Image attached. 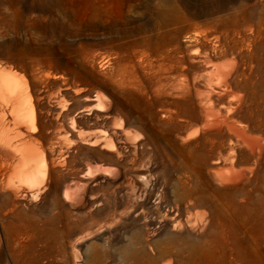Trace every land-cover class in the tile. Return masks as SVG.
I'll return each instance as SVG.
<instances>
[{
  "label": "bare ground",
  "instance_id": "1",
  "mask_svg": "<svg viewBox=\"0 0 264 264\" xmlns=\"http://www.w3.org/2000/svg\"><path fill=\"white\" fill-rule=\"evenodd\" d=\"M159 18V26L116 27L134 37L124 49L118 45L129 57L118 66V84L133 85L134 60L145 61L152 89L141 95L150 102L161 93L171 99L152 102L159 117L143 103L154 125H143L140 116L134 129L128 114L98 92L83 96V107L67 109L63 99L38 90L33 96L24 76L0 73V193L10 195L3 198L9 208L1 206L0 213L14 215L5 226L8 234L33 232L57 240L58 223L79 215L83 240L101 241L92 246L96 259L109 258L119 236V264H246L245 251L254 252L244 240L247 226L254 225L264 241V26H258V47L239 54L229 29L181 31L162 26L163 13ZM181 38L204 43L201 53L183 52ZM251 43L244 38L240 45ZM215 52L223 59L212 58ZM35 67L44 70L40 60ZM42 98L52 112V133L37 124L35 102ZM72 149H94L111 164L56 181L52 209L28 221L17 201L35 202L49 172L58 176L55 167L64 165ZM173 170L180 172V199L171 185ZM71 255L74 264L79 256Z\"/></svg>",
  "mask_w": 264,
  "mask_h": 264
},
{
  "label": "rangeland",
  "instance_id": "2",
  "mask_svg": "<svg viewBox=\"0 0 264 264\" xmlns=\"http://www.w3.org/2000/svg\"><path fill=\"white\" fill-rule=\"evenodd\" d=\"M160 13L165 16L162 26H178L181 31H205L208 26L229 29V35L239 43V54H248L258 47V26H264V0H0V73L24 76L33 96L38 90L43 97L63 99L61 103L67 109L83 107V96L98 92L128 114L134 129L140 125V116L144 119L143 125H154L155 121L148 119L144 112L143 103L159 117V106L156 103L153 106L152 102L159 98L171 99L161 93L150 102L141 95L144 88L152 89L149 81L153 74L145 61L134 60L136 80L133 85L118 84V66H125L129 58L126 51H117L118 45L124 49V44L134 37L118 33L116 27L159 26ZM5 26L23 27L15 31ZM235 30H239V37L234 36ZM244 38L251 39L250 47L240 45ZM203 44H189L180 39L183 52L186 49L200 54ZM211 57L222 60L224 56L215 52ZM37 60L42 61L43 71L35 67ZM35 107L39 129L43 133L54 132L55 124L46 98L36 101ZM67 157L64 165L55 167L58 176L49 172L46 188L35 202L17 201V209L28 221L38 219L34 217L40 210L46 213L52 209L56 181L81 175L85 167L91 169L111 162L108 156L94 149H72ZM179 173L173 170L171 174L173 193L178 199L184 197L183 191L176 189ZM5 195L10 198L8 192L0 193V207L3 206L4 211L9 208V202L3 199ZM13 216L11 212H6L5 217L0 213V264H73V252L79 256L77 264H119L122 260L119 236L111 242L109 258L93 256L92 246L101 241L98 237L83 240V221L79 215L72 221L58 223L61 234L57 240L48 234L33 232L8 234L5 226ZM262 219L264 224V217ZM253 227L248 225L244 236L254 250L253 253L245 251L246 264H264L263 237L259 239Z\"/></svg>",
  "mask_w": 264,
  "mask_h": 264
}]
</instances>
